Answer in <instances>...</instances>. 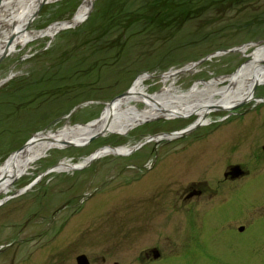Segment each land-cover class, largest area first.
Here are the masks:
<instances>
[{
	"label": "rangeland",
	"instance_id": "374dc122",
	"mask_svg": "<svg viewBox=\"0 0 264 264\" xmlns=\"http://www.w3.org/2000/svg\"><path fill=\"white\" fill-rule=\"evenodd\" d=\"M82 2L45 3L28 31L71 20ZM158 2L93 0L82 23L35 38L0 61V164L38 133L99 118L139 75L151 77L144 85L153 94L163 87L162 74L194 65L175 79L186 91L232 75L247 60L218 52L264 45V0H226L196 19L172 10L160 19L165 8L153 7ZM120 3L134 17L125 19ZM256 95L264 99V85ZM209 118L176 140L155 138L187 128L194 116L159 118L122 136L50 151L0 195V264H76L80 254L90 264H264V101ZM156 141L163 156L150 173L116 178L128 157L147 155ZM125 145L138 146L127 157L94 156L78 171H49L61 160L76 164ZM235 163L247 176L224 183V167ZM192 183H203L205 192L188 200Z\"/></svg>",
	"mask_w": 264,
	"mask_h": 264
},
{
	"label": "bare ground",
	"instance_id": "6f19581e",
	"mask_svg": "<svg viewBox=\"0 0 264 264\" xmlns=\"http://www.w3.org/2000/svg\"><path fill=\"white\" fill-rule=\"evenodd\" d=\"M53 1L57 0H0V58L16 53L18 48L26 46L35 38L53 37L58 30L82 23L93 2L83 0L69 24H56L43 31L29 32L28 27L35 18L39 4ZM236 50L244 54L247 60L232 75L196 82L190 89L183 91L175 85V79L181 73L192 72L194 65H187L181 70L162 74L159 79L163 87L153 94L148 93L144 85L151 77L146 74L139 75L123 97L105 104L99 118L83 125L72 126L66 123L57 130L34 135L22 150L11 154L0 164V195L6 196L13 183L28 175L33 164L45 158L50 151L63 150L69 146L82 147L94 135L122 136L140 124L159 118L170 120L194 116L196 119L189 126H206L212 122L209 115L215 111L230 112L238 104H257L263 98L257 97L256 91L258 86L264 85V45L251 43ZM3 82L0 81V85ZM139 104L142 106L138 107ZM170 138L168 134H160L155 140L166 141ZM131 148L128 145L115 150L105 147L93 157L125 154ZM88 161L83 159L74 164L70 160H61L49 171L66 173L73 171L74 167L88 164ZM242 175L244 174L240 165L230 166L226 173V177ZM152 252L158 254L155 248Z\"/></svg>",
	"mask_w": 264,
	"mask_h": 264
},
{
	"label": "flooded vegetation",
	"instance_id": "af4514ba",
	"mask_svg": "<svg viewBox=\"0 0 264 264\" xmlns=\"http://www.w3.org/2000/svg\"><path fill=\"white\" fill-rule=\"evenodd\" d=\"M223 119H225V118H223ZM223 119H221V120H223ZM157 146L158 145L153 144L152 147L147 150L149 153L147 155L146 154L141 155L140 158L138 156L128 157L126 159L128 164H126L124 167L118 169V174L116 175V178L119 177L121 175V173H123V172L124 173L126 172L127 174L128 173L132 174V170H139L140 171L139 173H136V176H139L140 173L142 174V176L150 173L157 166V162L162 160L163 153L161 151L159 152V149ZM262 148L264 149V146ZM130 155H127V156H130ZM148 155L150 157H147ZM113 156H118V155H113ZM127 156H125V157H127ZM142 156H144V158H142ZM114 160H115V158L111 159L112 162H114ZM140 160H144V163L141 164ZM232 165H240V164H238V163L229 164V165H226L224 167V170L222 171V174H221L222 175V181L224 183H236L239 180L243 179L248 174V171L243 169V167L240 165L244 175H242L240 177H231V176L226 177V173L228 171V168ZM116 167H117V164L112 165L113 169ZM131 177H133V176H131ZM105 183H106L105 181L101 182V184H100V186H98V188L102 187ZM204 187H205V185H203V183H192L191 185L188 186V192H186V195H184V198H186L188 200H191L193 198H200L202 196V194L205 192ZM92 196H93V194H92ZM63 208H65L64 205H63ZM12 244L13 243H10L9 246H11ZM149 253H150L149 256L152 255V259H154V260H156L160 257V254L158 252V254H156L157 257L155 258L154 257L155 254H153L152 249L149 251ZM79 256H85V255L80 254V255L76 256L75 257V263H76V258ZM85 258L87 259V262L89 263L87 256H85ZM114 264H117V263H114Z\"/></svg>",
	"mask_w": 264,
	"mask_h": 264
},
{
	"label": "trees",
	"instance_id": "16d2710c",
	"mask_svg": "<svg viewBox=\"0 0 264 264\" xmlns=\"http://www.w3.org/2000/svg\"><path fill=\"white\" fill-rule=\"evenodd\" d=\"M158 1H159L158 3L153 4V7L156 6L159 10H162V8H165L164 13H162L164 16H162L160 19L166 17L169 11L171 10L176 14L183 13L189 18L196 19L201 15L200 11L202 12L205 10L206 11L213 10V8H215L217 4L219 3H222V2L227 3L226 0H158ZM236 2H238V0H233V4H235ZM124 5H125V9H123V4L120 3V7L117 9L118 12L122 13L124 16L127 15L125 19H128V17L130 16L134 17L135 13L131 14L129 10L126 9V4ZM159 22H162V21L159 20ZM165 24L166 23H164V25Z\"/></svg>",
	"mask_w": 264,
	"mask_h": 264
},
{
	"label": "water",
	"instance_id": "95a60500",
	"mask_svg": "<svg viewBox=\"0 0 264 264\" xmlns=\"http://www.w3.org/2000/svg\"><path fill=\"white\" fill-rule=\"evenodd\" d=\"M44 4H45V3H40V4H39L35 16L39 13V11L41 10V8H42V6H43ZM92 7H93V3H92V5H91L90 8H92ZM69 21H71V20H69ZM69 21H66V22H64V23L69 24ZM61 24H63V23H61ZM69 27H70V26H69ZM47 29H48V28H47ZM10 41H11V40H10ZM235 51H237V50H236V49H233V50H229V51H226V52H235ZM224 53H225V52H224ZM4 58H5L4 56H1L0 61H1L2 59H4ZM125 94H126V93H124V94L118 96L117 98L123 97ZM260 101L263 102L264 99H261ZM73 110H74V109H73ZM70 113H71V112H70ZM70 113L68 114V116L70 115ZM194 128H196V125H195V126H189V127H187L186 129L181 130V131H179V132L167 133L168 135L171 136V138L168 139V141H169V140H173V139H178V138L182 137L183 135H185L186 133H188V132H190L191 130H193ZM97 136H101V134L92 136V137L88 140V142H86L84 145H86L87 143H89L90 141H92L93 139H95ZM30 140H31V139H29V140L24 144V146L27 145V144L30 142ZM157 142H158V141L155 142L156 145H157ZM84 145H83V146H84ZM24 146L21 147V148H20L19 150H17L16 152L22 150V149L24 148ZM68 146H69V145H68ZM110 149L115 150V148H112V147H110ZM16 152H14V153H16ZM129 152H130V151H129ZM129 152H128V153H129ZM128 153H127V154H128ZM12 154H13V153H12ZM125 154H126V153H125ZM92 158H93V155H92L88 160L90 161ZM89 161H88V162H89ZM84 166H85V165H84ZM84 166H81V167H74L73 169H74V170H78V169L83 168ZM26 190H27V189L24 188V189L18 191L17 194H21V193H23V192L26 191ZM239 230L242 231L243 229L240 228ZM154 257H157V255L155 254ZM76 263H77V264H89V263L87 262V259L85 258V256H79V257H77V258H76Z\"/></svg>",
	"mask_w": 264,
	"mask_h": 264
}]
</instances>
